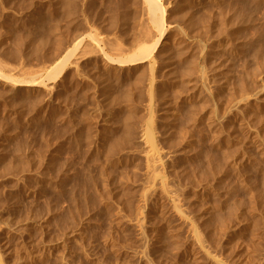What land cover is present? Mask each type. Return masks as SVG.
Returning <instances> with one entry per match:
<instances>
[{
  "label": "rangeland",
  "instance_id": "rangeland-1",
  "mask_svg": "<svg viewBox=\"0 0 264 264\" xmlns=\"http://www.w3.org/2000/svg\"><path fill=\"white\" fill-rule=\"evenodd\" d=\"M161 1L0 0V264H264V0Z\"/></svg>",
  "mask_w": 264,
  "mask_h": 264
},
{
  "label": "bare ground",
  "instance_id": "bare-ground-1",
  "mask_svg": "<svg viewBox=\"0 0 264 264\" xmlns=\"http://www.w3.org/2000/svg\"><path fill=\"white\" fill-rule=\"evenodd\" d=\"M67 3H69V0H67ZM142 11H143L144 19L151 22L152 24L150 28L144 29L141 33V39L144 42V45L142 48L139 49V54L133 55L131 58L124 59V60L123 59L117 60V59L108 57V55L106 54L105 59L107 63L112 64V65L118 64L122 68H130V67L135 66L139 62H143V61L149 62L151 59H154V57L156 56V55L154 56V54H156V52L160 53V49L163 45L164 40L167 38V33H168V31L166 30L167 9L164 7L161 0H143ZM81 43H82V40L80 42L75 43L72 48L68 49L59 60H57L49 69H47L46 75H47L48 81L55 82L69 68L78 67L80 60L82 58V55L84 56L86 54L84 53L81 56L76 58L77 50ZM117 51L120 54L123 53V49L121 47H118ZM205 76H206L205 74L202 75L203 81L206 80ZM0 80L6 83L13 82V79L11 80L8 76L2 75L1 73H0ZM15 82L21 83L22 85H26V86H41V84L44 85V83L37 82V81H30V82L29 81H15ZM243 90H244V85H243ZM256 96H258V94H255V97ZM245 99L248 100L250 98L249 96L248 97L246 96ZM245 99L242 98V101H245ZM238 104L239 102H237V105L235 107L239 106Z\"/></svg>",
  "mask_w": 264,
  "mask_h": 264
}]
</instances>
